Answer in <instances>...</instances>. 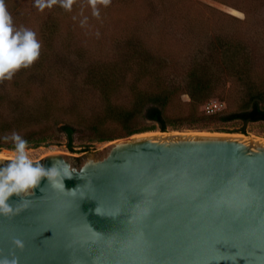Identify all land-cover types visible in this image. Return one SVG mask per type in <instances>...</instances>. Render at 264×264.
I'll list each match as a JSON object with an SVG mask.
<instances>
[{"label":"water","instance_id":"1","mask_svg":"<svg viewBox=\"0 0 264 264\" xmlns=\"http://www.w3.org/2000/svg\"><path fill=\"white\" fill-rule=\"evenodd\" d=\"M60 158L82 176L65 179L75 195L44 178L0 216V253L19 264H264V140L165 130L41 161Z\"/></svg>","mask_w":264,"mask_h":264},{"label":"trees","instance_id":"2","mask_svg":"<svg viewBox=\"0 0 264 264\" xmlns=\"http://www.w3.org/2000/svg\"><path fill=\"white\" fill-rule=\"evenodd\" d=\"M116 1L119 4L123 0ZM60 19V12L51 8L42 19L40 37L47 51H52L51 62L70 72L56 74L47 70L41 57L49 54H43L29 66L30 70L21 68L24 70L15 73L11 81H0V136L17 131L29 145L39 146L60 132L66 137L67 148L75 151V139L83 130L91 141L116 138L112 132L117 129H112V122L121 125V136H129L156 127L165 131L184 122L203 121L215 114L207 113L204 106L224 76L241 81L243 92L236 109L224 115V120H264V82L258 81L251 54L238 37L215 32L206 49H200L183 76H179L177 64L162 51L163 40L157 45L152 43L155 40L150 31L145 36L133 29L116 32L112 36V56L86 62L70 59L64 48H56ZM80 84L100 95L103 109L91 117L78 114L75 109L76 88ZM7 85L13 91L5 94L1 89ZM122 89L128 96L125 105L114 102ZM184 94L189 99H184ZM65 114L71 117H62ZM141 119L151 123L140 125ZM1 147L12 149L13 145L0 140Z\"/></svg>","mask_w":264,"mask_h":264},{"label":"rangeland","instance_id":"3","mask_svg":"<svg viewBox=\"0 0 264 264\" xmlns=\"http://www.w3.org/2000/svg\"><path fill=\"white\" fill-rule=\"evenodd\" d=\"M7 1L10 3L6 4L15 24L36 31L41 42L40 55L49 54L46 58L41 57L45 68L49 71L53 70L56 74H68L70 71L67 70V67L58 63L55 66L54 62H51V59H54L52 51H47L46 45L40 37L42 19H45L49 10L54 7L62 17L59 23L60 38L56 48L59 50L61 47L64 48L70 59H80L86 62L112 56L115 52L112 36L116 32H127L128 29H133L145 36V33L150 31L151 39L155 40L151 42L157 45L163 40L162 51L177 64V72L179 76H183L195 56L200 54L202 49H206L212 35L215 32H224L227 35L238 37L239 41L244 44L245 50L251 54L256 68L254 73L257 75L258 81L262 79L264 82V0H123L119 4L116 0H109L107 4L103 0H96L95 10L98 11V14L94 12L91 0H73L71 9H65L62 5L54 6V4H58L59 0H57L51 7H45L43 10L38 9L35 0ZM59 6L60 8H57ZM153 47L157 46L153 45ZM30 67L24 69L30 70ZM80 73L83 76L84 71L82 70ZM228 77L224 79V76L218 82L208 100H220L223 103L221 110L206 120L194 123L184 122L182 126L169 127L168 130L237 135L264 140V120L249 122L239 118L224 120V115L236 109L240 103L239 97L243 94L241 81L231 76ZM79 80L82 81V79ZM76 89L78 105L75 109L78 114L91 117L93 113L103 109L97 91L91 88L85 89L81 84ZM7 91H13L9 85L1 89V92L5 94ZM65 91L63 90L64 96H66ZM184 99H189V97L184 94ZM114 102L122 105L128 103V96L124 89L117 94ZM62 117L67 119L71 116L65 114ZM150 123L146 119L140 120V125ZM113 128L117 129L112 132L116 138L111 140L91 141L84 130L79 132L75 139V151H70L67 148L65 135L58 132L47 143L39 146L29 145V155L34 160L40 161L44 156L57 152L69 153L76 157L96 153L112 141L128 137L121 136L123 132L118 123L112 122ZM162 131L156 127L132 135H148ZM0 153L4 155L0 157L7 159L12 155V149L1 147Z\"/></svg>","mask_w":264,"mask_h":264},{"label":"clouds","instance_id":"4","mask_svg":"<svg viewBox=\"0 0 264 264\" xmlns=\"http://www.w3.org/2000/svg\"><path fill=\"white\" fill-rule=\"evenodd\" d=\"M57 0H35L38 9L51 7ZM62 7L71 9L73 0H59ZM105 4L109 0H103ZM95 10L96 0H91ZM41 42L34 29L17 26L5 0H0V81L10 80L21 68L31 66L40 56ZM2 141H11L12 155L6 160H0V216L14 217L21 210V202L28 198L33 190L46 178L47 184L54 189L76 194L75 190L81 185L66 188L65 179L75 176L82 178L75 166L67 159H54L50 164L34 160L29 155V141L19 132L0 136ZM42 189V188H41ZM15 194L20 197L16 202H10ZM95 208V212L100 214ZM12 243L22 249L24 242L15 237ZM0 264H19V258L14 254L0 253Z\"/></svg>","mask_w":264,"mask_h":264},{"label":"built area","instance_id":"5","mask_svg":"<svg viewBox=\"0 0 264 264\" xmlns=\"http://www.w3.org/2000/svg\"><path fill=\"white\" fill-rule=\"evenodd\" d=\"M223 103L218 99H212L206 103L204 106L207 113H214L221 110Z\"/></svg>","mask_w":264,"mask_h":264},{"label":"bare ground","instance_id":"6","mask_svg":"<svg viewBox=\"0 0 264 264\" xmlns=\"http://www.w3.org/2000/svg\"><path fill=\"white\" fill-rule=\"evenodd\" d=\"M202 133H203V132H202ZM0 156H4V155L0 153Z\"/></svg>","mask_w":264,"mask_h":264}]
</instances>
